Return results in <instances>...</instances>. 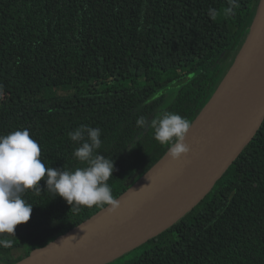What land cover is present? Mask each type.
Listing matches in <instances>:
<instances>
[{
    "label": "trees",
    "instance_id": "obj_1",
    "mask_svg": "<svg viewBox=\"0 0 264 264\" xmlns=\"http://www.w3.org/2000/svg\"><path fill=\"white\" fill-rule=\"evenodd\" d=\"M260 3L237 0L225 16L228 0H0V135L27 129L46 167L74 171L85 165L68 133L99 128L118 198L169 150L136 120L168 111L192 124ZM39 187L22 194L33 206L29 221L0 237L12 240L0 247V264L41 248L29 249L27 239L48 230L55 239L107 206L74 213L43 179ZM143 246L123 264H264V120L210 192Z\"/></svg>",
    "mask_w": 264,
    "mask_h": 264
},
{
    "label": "water",
    "instance_id": "obj_2",
    "mask_svg": "<svg viewBox=\"0 0 264 264\" xmlns=\"http://www.w3.org/2000/svg\"><path fill=\"white\" fill-rule=\"evenodd\" d=\"M263 4L232 66L186 134L189 153L172 160L167 151L116 198L118 209L107 205L16 264L110 263L167 230L210 192L264 120V46L240 83L205 113L248 43Z\"/></svg>",
    "mask_w": 264,
    "mask_h": 264
},
{
    "label": "clouds",
    "instance_id": "obj_3",
    "mask_svg": "<svg viewBox=\"0 0 264 264\" xmlns=\"http://www.w3.org/2000/svg\"><path fill=\"white\" fill-rule=\"evenodd\" d=\"M228 3L229 7L223 9L225 16L233 14L237 0H228ZM208 15L215 20L219 12L209 9ZM136 125L154 129L155 140L161 145H169L168 156L172 160L189 153L185 138L191 123L181 115L164 111L150 122L140 116ZM68 135L79 145L73 152L74 157L85 165L74 171L46 167L40 158L41 148L27 129L0 135V237L4 234L15 236L16 226L29 221L33 206L22 198V194L27 190L39 194L42 179L46 189L55 197L63 198L74 213L81 207L109 205L110 211L118 209L119 201L114 199L108 183L115 170L114 161L98 151L102 146L101 130L81 125ZM11 246V239L0 238V247Z\"/></svg>",
    "mask_w": 264,
    "mask_h": 264
},
{
    "label": "bare ground",
    "instance_id": "obj_4",
    "mask_svg": "<svg viewBox=\"0 0 264 264\" xmlns=\"http://www.w3.org/2000/svg\"><path fill=\"white\" fill-rule=\"evenodd\" d=\"M259 10L258 19L248 43L240 52L233 70L221 85L215 99L205 113L217 104V102L221 100L233 87L240 83L243 73L251 64L253 58L259 50L264 46V4Z\"/></svg>",
    "mask_w": 264,
    "mask_h": 264
},
{
    "label": "rangeland",
    "instance_id": "obj_5",
    "mask_svg": "<svg viewBox=\"0 0 264 264\" xmlns=\"http://www.w3.org/2000/svg\"><path fill=\"white\" fill-rule=\"evenodd\" d=\"M54 93L61 95L63 92L60 90H55ZM52 239H53L52 231H50V230L43 231L38 236L27 239L28 241L26 243V246H28L29 249L33 248L34 246L35 247H43L46 244H48L50 241H52ZM144 244L140 245L139 247L135 248L134 250L124 254L123 256L119 257L118 259H116L110 263H107V264H123L128 259L139 255L142 251H144L145 249H147L149 247V246L148 247L143 246ZM36 249H38V248H36Z\"/></svg>",
    "mask_w": 264,
    "mask_h": 264
}]
</instances>
